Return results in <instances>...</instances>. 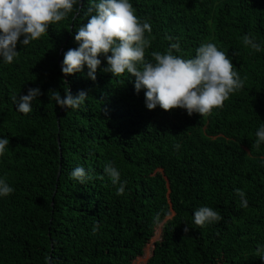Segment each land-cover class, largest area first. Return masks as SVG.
I'll list each match as a JSON object with an SVG mask.
<instances>
[{
    "label": "trees",
    "instance_id": "16d2710c",
    "mask_svg": "<svg viewBox=\"0 0 264 264\" xmlns=\"http://www.w3.org/2000/svg\"><path fill=\"white\" fill-rule=\"evenodd\" d=\"M131 3L151 26L147 59L177 40L185 58L212 42L243 87L211 114L189 116L178 107L147 109L133 76L101 70L103 56L95 81L86 67L65 76L61 62L78 46L88 0L29 45L18 42L13 63H0V136L9 138L0 176L14 189L0 198V264H134L157 234L146 264H264L256 251L264 247V143L253 144L264 123V0ZM245 34L261 52L243 44ZM30 87L42 94L20 113L12 97ZM67 87L87 93L79 108L50 100V90L63 97ZM107 162L127 181L121 195L103 172ZM77 166L91 178L70 179ZM204 205L221 219L193 224Z\"/></svg>",
    "mask_w": 264,
    "mask_h": 264
},
{
    "label": "clouds",
    "instance_id": "9594fccd",
    "mask_svg": "<svg viewBox=\"0 0 264 264\" xmlns=\"http://www.w3.org/2000/svg\"><path fill=\"white\" fill-rule=\"evenodd\" d=\"M81 0H0V63L12 64L18 57L17 43L27 46L40 38L49 28L74 10ZM86 24L79 26L74 40L76 48L68 49L61 62V72L67 76L83 72L96 80V72L103 56L106 66L101 69L113 76L127 73L134 77V89L137 93L144 90L145 106L152 110L157 106L164 110L185 109L191 116L211 114L213 109L223 106L231 94L243 87L244 80L235 69L231 58L219 50L212 42H202L195 49V55L185 58L180 53L178 42H172L163 52L152 51L151 59L145 56L150 40L146 33L151 26L136 14L131 0H88ZM74 18V17H73ZM172 40V37H168ZM243 44L254 52L262 51V44L250 34L243 36ZM42 94L39 87H30L27 94L13 96L16 111L27 114L32 110V101ZM84 90L73 95L70 89L50 90L49 98L62 108L77 109L87 97ZM254 146L264 143V123L255 132ZM9 138L0 136V155H3ZM264 163V161H262ZM113 185H117L116 194L125 191L127 181L120 180V171L107 162L103 168ZM70 179L84 183L91 178L90 170L77 166L69 173ZM14 189L0 176V198L12 193ZM241 197L240 206L247 207L245 194L235 190ZM221 219L218 211L204 205L194 210L192 223L203 226ZM184 231H189L185 224ZM264 259V247L256 250Z\"/></svg>",
    "mask_w": 264,
    "mask_h": 264
},
{
    "label": "rangeland",
    "instance_id": "374dc122",
    "mask_svg": "<svg viewBox=\"0 0 264 264\" xmlns=\"http://www.w3.org/2000/svg\"><path fill=\"white\" fill-rule=\"evenodd\" d=\"M159 232V230H158ZM158 239V234L152 239V241L146 245L144 249V256L141 258H138L134 261V264H146L147 261H149L153 255H154V249H155V240Z\"/></svg>",
    "mask_w": 264,
    "mask_h": 264
},
{
    "label": "water",
    "instance_id": "95a60500",
    "mask_svg": "<svg viewBox=\"0 0 264 264\" xmlns=\"http://www.w3.org/2000/svg\"><path fill=\"white\" fill-rule=\"evenodd\" d=\"M59 175H60V173L58 174V177H59ZM58 179V178H57ZM55 195V194H54ZM54 195H53V197H52V202H51V204H52V206L54 205Z\"/></svg>",
    "mask_w": 264,
    "mask_h": 264
}]
</instances>
